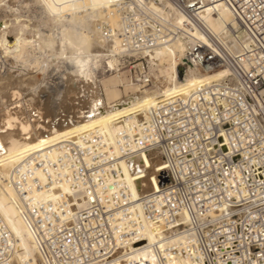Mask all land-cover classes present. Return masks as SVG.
<instances>
[{"label":"built area","instance_id":"obj_1","mask_svg":"<svg viewBox=\"0 0 264 264\" xmlns=\"http://www.w3.org/2000/svg\"><path fill=\"white\" fill-rule=\"evenodd\" d=\"M166 1L185 17V27L160 14L166 6L158 0L113 3L121 24L116 33L138 61L129 81L149 86L146 55L181 41L185 73L226 74L161 101L119 129L117 150L92 131L62 140L56 154L24 156L11 185L47 264H111L144 237L143 217L163 241L150 245V258L125 264H264V0L209 1L230 9L239 23L235 39L241 30L248 35L243 51L210 32L201 16L206 0ZM100 26L114 35L110 22ZM142 154L165 170L157 171L159 188L137 200L140 212L120 176L122 163ZM63 184L74 196H53ZM15 248L0 216V264H17Z\"/></svg>","mask_w":264,"mask_h":264},{"label":"bare ground","instance_id":"obj_2","mask_svg":"<svg viewBox=\"0 0 264 264\" xmlns=\"http://www.w3.org/2000/svg\"><path fill=\"white\" fill-rule=\"evenodd\" d=\"M36 1L40 6L43 7L44 12L48 13L47 15L52 16L53 19L56 18L55 21H57V17L54 16L58 12H63V14L68 13L70 15L80 12L78 11L80 9L84 10V12L87 11L93 12L99 10L98 12L108 15L111 14V15H109L108 17L104 15L105 16L104 17L103 14L101 13L100 15H98V13L96 12L95 14L97 15L93 13L94 15L90 17H92L93 19L95 17L97 18L94 19L93 21L91 20L92 23L94 24H90L91 22L89 23L90 27L94 28L93 31L91 28V31L93 32L92 34H90L91 36L85 33L86 31L85 27L87 25L85 26L83 24L81 26L82 30L81 28H79L81 30L80 35L76 34L75 36H73L74 40L73 37H68L69 36L68 34H62L60 41L56 36H54L55 34L53 33L51 34V31H50L51 35L47 36V34L43 33L42 29L37 24L35 25V23H33L32 20L28 21L25 18L21 19L20 17L22 16L17 15L18 14L17 9H14L9 5L6 6L7 11L10 12V13L8 12V15L14 14L15 12H17V14L15 13V17L11 15L14 19L4 18L0 20V58L3 59L2 68L3 67L5 68V71H3L5 73L0 74V96H1L0 98L1 99L3 98L1 103L3 104L4 102L5 104V106L3 104L4 108H2L0 112V213L3 215L5 221L2 218L1 214L0 216L4 221V223L6 222L5 224L7 228L12 233L16 241L14 256H15V262L17 264H26V263L47 264L41 257L35 237L32 234L27 221L24 218V210L22 205L20 204L19 196L17 195L16 191L13 189L11 185L12 173L19 166L20 162L22 161V159L26 154L37 151L38 152L50 151L53 154H56L57 145L62 140L68 138L75 139L77 137H80L82 134L89 133L92 131L95 132L99 131L103 133L105 138L107 139V135L106 132L104 131V125H103V121L105 120V117L110 124L112 123L114 125V127L112 128H116V133H117L119 129L129 124L132 120L138 121L139 118L137 117L140 115V112L145 116L150 108L160 103L161 101L181 94L188 93L194 87L204 82H215L223 78L226 74L225 70H217L207 73H199L193 70L187 71L185 73V71L183 70V76L180 78L179 70L182 67L181 64L179 63V60L185 56L187 49L185 42L181 41L172 46L158 47L153 52L147 54L146 56L149 59L150 63L153 65L163 64V63L170 64V68L166 75L168 82V89L166 95H162L155 99H150L148 103L146 104L140 103L136 107H134V105H131L130 107L134 109V112H132L131 114L133 115L131 118L130 116H127L129 114V110L128 111L123 110V105L129 104V102L131 101V97L130 98L128 97L129 99L126 102H123L122 104H118V102L113 101L111 104L105 105L99 94L98 85L94 82V80H92L90 73L91 70H89V65L91 61L100 56L99 54H97L100 48L101 49L103 48L104 50L111 49L113 53L116 52V50H119L121 52V49H124L127 52H129L121 43L120 37L116 32L114 33V35H108L104 33L102 27L99 24H97L101 18L102 20L105 18L112 24L113 27H116L117 29L121 28V24L119 21V14L113 8V3L116 0H36ZM158 1L166 6L165 7L166 10H164L163 7L158 9L160 14L168 13L172 17L175 24L181 27H185V23H184L185 17L180 12H178L172 6V4H170L166 0H158ZM206 1L208 2L207 4L208 6L205 8L201 16L203 20L206 22L210 32L218 36L225 44L229 45L234 51H238L240 49L241 51H243L246 47H248L250 43V39L244 31L241 30L240 40L235 39L232 34V30L237 29L239 27V23L233 16L230 9L221 2H217L213 4L209 2L210 0H206ZM76 16L77 15H75V17ZM52 17H50V21H52L51 19ZM82 17H84L83 19L85 20L86 17L81 16V18ZM77 21L80 22L81 20L79 21L78 19ZM94 21L97 23H95ZM90 27L87 26V29H90ZM64 29L66 30V28ZM194 35L206 40V37L204 35L197 33H194ZM2 37H5L6 40L2 41L1 39ZM54 37H56V39L59 41L60 47L57 48L55 47V45H58V43L55 44L57 41H55ZM68 43L70 44V46H73L74 44L77 47V49H74V51L71 50V48L68 47ZM48 47L49 48L52 47L51 52L49 50L48 53L57 54L58 52H60L59 54L61 55V57L63 56L62 58H65L67 62H70L72 64L71 66L72 69L75 68L71 72L73 76L76 77L77 80L79 79L83 82V86L82 87L80 86V88L82 89L78 88V94L82 93V97H84V99L82 101H79L78 103H75L74 106L72 105L73 110H70L72 111V115L64 114L66 118H64L65 116L62 118L60 115L63 114L62 113L63 112L62 101L64 99L63 96L62 99H60L61 103L54 102L53 104H55L56 106H53L52 104L54 108L53 112H55L56 117L52 116L53 118L52 119L50 118V121L44 123L42 122V120L44 119V115H46L45 118H49V112L46 114L43 111V108H41V105H37V102L33 103V100L31 98H29L28 101L29 103L32 104V106H36L37 111L36 112L34 111V113H29L28 116H25V113L21 111L20 107L23 106L18 107V109L20 108V110H16V111L14 110L12 111L8 107L10 105L17 103H22V104L26 103L25 101L27 99L23 101L21 98V95L25 92L23 91V93L21 94V90H23L22 89L23 86L26 87L27 85L28 87L32 85L31 83H29L30 81L26 82L25 79L23 78L21 79L22 76L19 78L18 76L20 75L19 74L17 75V72L15 74L16 76L12 74L14 68L13 64L15 62L16 65L18 63H21V68L23 67L28 68L27 72L31 71V68L34 65L36 66V63L39 61L36 62L35 59L29 60L30 49H33L32 51L35 50V52L36 50L42 52L43 50H46ZM49 56L52 57L51 55ZM55 58H57V55ZM115 60L116 59L110 60L109 64L112 65V63ZM29 66H31V68ZM19 68L18 70H20ZM24 70H20V72ZM33 71L37 72V69L36 71L35 69ZM28 73L30 75L27 73L26 74L29 76L32 75L30 72ZM20 74L22 75V72ZM68 77L69 76H67V78ZM35 79L37 78L35 77ZM67 91H69V89ZM64 92L65 91L63 90L62 92L63 95ZM68 94L70 96L71 93ZM76 95L77 94H75V97ZM4 96L8 97V98L6 97L7 100L4 99ZM75 101H73V103ZM63 109L65 110V108ZM125 112L128 113L124 114ZM114 119H117V121L112 122V120ZM113 133H114V129H113ZM114 138L111 137L110 139L111 142H113L114 145L116 146V142H117L115 141L116 135L114 136ZM116 150H117V146H116ZM159 170L162 171L165 170V166L163 165V163L160 162V160H151L149 155L147 154L139 155L125 162L122 173L124 172V175L131 182V187H132L131 189L136 194V196L131 194L134 200L136 201L139 200L142 194L150 191L151 189L159 188V184L156 179V174L157 171ZM120 181L123 184H127L123 180L122 174L120 176ZM68 188L69 187L67 184L60 185L57 188L58 190L57 192H63L66 194ZM138 202L139 201H137V206L139 211L141 212ZM141 217H142V213H141ZM142 219L144 224L143 225L144 237L139 241H137L135 245L131 247L130 251H126L123 253L120 252L122 256H117V255L114 256V258L110 260L111 264H125V262L128 261L132 255L136 261L142 262L144 259L150 258L151 255L150 245L161 243L163 241V236L159 234L158 230L155 229L153 226H151L144 217ZM160 236L162 240H160ZM174 237L175 236H167L166 239H173ZM17 243H18V248H20L21 250L20 257L22 258L20 259V257L19 258L17 257L18 260L16 259Z\"/></svg>","mask_w":264,"mask_h":264},{"label":"rangeland","instance_id":"obj_3","mask_svg":"<svg viewBox=\"0 0 264 264\" xmlns=\"http://www.w3.org/2000/svg\"><path fill=\"white\" fill-rule=\"evenodd\" d=\"M7 5L13 7L14 9H17L18 14H17V12H15V13L17 15H21L23 17V18L20 17L21 19L25 18L28 21L32 20V22L35 23V25L37 24L42 29L43 33L47 34V36L51 35L53 33V34H55L54 36H56L59 39V41H60L62 34H68L69 35V36L67 35L68 37H73L76 34L80 35L81 30H82L81 26L84 24L85 26L87 25L88 27H90V24H94V23H92V21L97 18V17H95L93 19L90 16L94 15L95 12L98 13V15H100V13H101V12H98L99 10L93 11V12H90V11L84 12V10L80 9V10H78L80 12L69 15L68 13L66 14L64 12L65 14H63V12L57 11L58 13L54 16V17H57V21H55L56 18L53 19L52 16L47 15L48 13L44 12L43 7L40 6L36 0H0V15H1L0 20L4 19V18L5 19H14L13 17H15V13L8 15L9 11H7V7H6ZM11 13H13V12H11ZM101 14H103V13H101ZM75 15H77V16L75 17ZM95 15H97V14H95ZM104 15L106 17H108L111 14H109V15L103 14V16ZM5 16L6 17L9 16L10 18L9 17L6 18ZM81 16H85L86 17L85 20L83 19L84 17L81 18ZM50 17H52L51 18L52 21H50ZM88 17H90V18H88ZM78 19H79V21L80 20L81 21L78 22L77 21ZM53 21H55L56 23ZM104 21L109 22L105 18L103 20L101 18L98 21V23L95 21L94 22L101 25L100 23H102ZM81 22H84V23H81ZM87 26L85 27V30H86L85 33L90 35L93 33L92 31L94 30V28L90 27V29H87ZM64 28H66V30H68V31H66ZM79 28H81V30ZM91 28H92V31H91ZM113 28H114V31L116 32L117 28L116 27H113ZM102 29H103L104 33H106V29H104V28H102ZM52 30L55 32H53ZM50 31H51V34H50ZM48 32H49V34H48ZM60 32H61V34H60ZM66 32H69V33H66ZM70 34H71V36H70ZM5 37H6V35H5ZM5 37L1 38L2 41L6 40ZM56 37H54L55 41H57L55 44L58 43V45H55V44L54 45L57 48L60 46H59V41L56 39ZM73 40H74V37H73ZM74 46H75L74 44H73V46H70V44L68 43V47H70L71 50H73V51H74V49H77V47L76 46L74 47ZM51 48L48 47L46 50H43L42 52L41 51L39 52L38 50H36V52H35V50L32 51L33 49H30V53H29L30 58L28 57L29 60L35 59L36 62L37 61L40 62V63L37 62L36 66L35 65H34L35 67L33 66L34 68L33 67L31 68V66H29L31 68V71H28V72H30L32 74L31 76H29L30 74L27 72L28 68H24V67L21 68V63H18L19 65L18 64L16 65L15 64L16 62L14 63L15 65L13 64L14 68H13L12 74L15 75L17 72V75L18 74L20 75V76H18L19 78L22 76L21 79L22 78L25 79L26 82L30 81L29 83H31L32 85H30L31 87L30 86L27 87V85H26V87L23 86V88H22L23 90H21V94L23 93V91L25 92V93H23L25 96L22 94L21 98L23 101H25L27 99L25 101L26 103H24V104L17 103V104L10 105L8 107L12 111L13 110L14 111L20 110V108H21V111L23 113H25V116H28L29 113H34V111L35 112L37 111L36 106H32V104L29 103V101H28V99L31 98L33 100V103L37 102V105H41V108H43V111L46 114L49 112V118H45L46 115H44V119H43L44 121L42 120V122H44V123L50 121V118L52 119L53 117H56L55 112H53V109H54L53 106H56V105L53 103L54 102L61 103L60 99H62L63 96H64L63 97L64 99L62 102H63V108H65V110L62 108L63 114L60 115L62 118L67 114L72 115V111H70V110H73L72 108L75 105V103H78L79 101H82L84 99V97H82V93H79L80 95L78 94V88H80V86L81 87L83 86V82L79 79L77 80L76 77L73 76V74L71 72L75 68L72 69V67H71L72 64L70 62H67L65 58H62L63 56L61 57V55L59 54L60 52H58L57 54L48 53L49 50L51 52ZM102 49L100 48L101 51L99 50V52H97V54H99L100 56L91 61L90 65H89V70H91L90 73H91L92 80H94V82L98 85L99 94H100L101 99L105 105H109L113 101L118 102V104H122L123 102H126L131 97V101L129 102V104L123 105V110L124 111L129 110V114L127 116H130L132 118L133 115H131V114H132V112H134V109H132L130 107L131 105H134V107H136L140 103L146 104V103H148V101H150V99H155V98H158L162 95H166V92L168 89V82H167L166 75H167V72L170 68L169 63H166V64L163 63V64H157V65L152 64V74H153L152 83L149 86H144V87L137 86L134 84V81L133 82L129 81V79H130L129 68L131 67V65H136L135 68H138V65H137L138 61H134L135 58H134L133 54H131V52H127L124 49H121V52H123V53H121L119 50H116V52L113 53L111 49H106V50H104V49L102 50ZM71 50H69V51H71ZM38 52H39V54H38ZM31 54H32V56H31ZM34 55H36V56H34ZM49 55H51L52 57H50ZM56 55H57V58H55ZM53 56H55V57H53ZM113 59H116V60L112 63V65L109 64V61L113 60ZM2 61H3V59L0 58V74L5 73V72H3V71H5V68L4 67L2 68V66H3ZM127 61H130V64H128ZM37 65H38V67H37ZM18 68L20 70L25 69L26 71L25 70L21 71L22 72V75H21L20 74L21 72H20V70H18ZM34 69H35V71L37 69V72H34L33 71ZM26 73L29 75H27ZM131 73L133 74V72H131ZM67 76H69V77L67 78ZM32 77H34V78H32ZM35 77L37 79H35ZM66 85H67V87H66ZM32 88H33V90H32ZM66 88H68L69 91H67L68 89H66ZM80 89H82V88H80ZM63 90L65 91L64 95L62 94ZM26 93H27V95H26ZM68 93H71L70 96ZM75 94H77L76 97H75ZM6 97L7 96H4L5 100H7ZM25 97H28V98H25ZM69 97H71V98H69ZM77 97L80 99H78ZM40 98L41 99L43 98V99L41 100ZM68 98L70 101L68 100ZM2 99L0 98V104H1L0 105V112H1L2 108H4L3 107L4 102H3V104L1 103ZM40 100L43 101L44 103L41 102ZM65 100H68V101H65ZM71 100H72V102H71ZM73 101H75V102L73 103ZM42 104H44V105H42ZM52 104H53V106H52ZM69 105H71V106L73 105V106L71 107ZM4 106H5V104H4ZM20 106H23V107H20ZM18 107H20V108L18 109ZM67 108H69V109H67ZM126 113H128V112H125L124 114H126ZM124 114H122V115H124ZM143 117H144V114H142L140 112V115L137 118H139V120H141ZM64 118H66V116ZM128 120H129V118H128ZM116 121H117V119L112 120V122H116ZM103 125H104V131L106 132V135H107V140L116 149L117 142H116V146H115L114 143L111 142V139H110L111 137L114 138V136L117 134L116 128H112V127H114V125L112 123L110 124L108 122V120L106 119V117H105V120L103 121ZM113 129H114V133H113ZM124 165H125V163H122V167ZM122 178L130 186L131 194L136 196L135 192H133V190L131 189L132 188L131 182L124 175V172L122 173ZM56 188H58V187H56ZM57 193H59V192H54L53 196H56ZM66 194L68 196H74L73 191L70 188H68V191ZM78 204H80V203H78ZM1 216L4 219L2 214H1ZM4 221H5V219H4ZM20 252H21V250H20V248H18V243H17L16 259H17V257L19 258L21 256ZM117 256H122V254L118 253ZM20 259H22V258L20 257ZM130 259L135 260L133 255L130 257Z\"/></svg>","mask_w":264,"mask_h":264},{"label":"water","instance_id":"obj_4","mask_svg":"<svg viewBox=\"0 0 264 264\" xmlns=\"http://www.w3.org/2000/svg\"><path fill=\"white\" fill-rule=\"evenodd\" d=\"M183 67L179 70V77L181 78L183 76Z\"/></svg>","mask_w":264,"mask_h":264}]
</instances>
